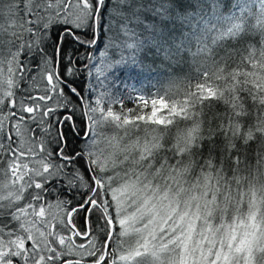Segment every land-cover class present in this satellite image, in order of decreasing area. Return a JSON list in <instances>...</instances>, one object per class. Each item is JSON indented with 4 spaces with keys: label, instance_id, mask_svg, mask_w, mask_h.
Here are the masks:
<instances>
[{
    "label": "snow or ice",
    "instance_id": "snow-or-ice-1",
    "mask_svg": "<svg viewBox=\"0 0 264 264\" xmlns=\"http://www.w3.org/2000/svg\"><path fill=\"white\" fill-rule=\"evenodd\" d=\"M123 50L191 59L195 91L93 99L92 69ZM138 122L164 127L125 140ZM0 264H264V0L239 15L225 0H0Z\"/></svg>",
    "mask_w": 264,
    "mask_h": 264
},
{
    "label": "trees",
    "instance_id": "trees-1",
    "mask_svg": "<svg viewBox=\"0 0 264 264\" xmlns=\"http://www.w3.org/2000/svg\"><path fill=\"white\" fill-rule=\"evenodd\" d=\"M225 3L227 5V8L231 11V13H234L236 15L240 14L241 8H244L245 6L250 7L253 10H258L259 8V0H225ZM259 40V36L252 37V42L256 43ZM104 50V45L101 44L100 50L94 53L96 60L93 61L97 64V66L100 65L101 62H103L104 57L101 55ZM110 59L119 60L121 52L119 50H109L108 53H106ZM123 55L125 57V61L123 63H114L112 67V77L109 79L102 78V79H96L93 73L94 68L92 69L93 76L88 77L87 79L96 84L97 91L93 95V99L95 98V95H98L100 91L107 90L110 92L113 96L119 97L124 100L126 107H134L135 105L130 102V95L132 94L133 97L137 95V93L142 92L146 98H150L151 96L157 95L159 93L160 96H164L165 92L168 89H171V93L175 94L176 92L183 93V91L188 88L192 87L193 91H195V84L197 82V67L199 65L193 64L191 59H189L187 62H182L179 65H169V64H161V61L159 58H154L150 53H146L144 51L140 52H134L132 50H123ZM39 63L38 58L32 61L33 66V73L32 75L35 77V86L37 88L41 87L40 84V76L39 72L35 70V65ZM106 76V73L104 74ZM30 81H24L21 82L20 88L21 89H27L29 88ZM83 85L85 88V95H88L87 92V84L85 83L84 77H81L78 81V86ZM103 87V88H102ZM100 88V89H99ZM106 88V89H104ZM177 99H180L181 96H177ZM136 103H139L138 101ZM120 105H114L113 109L114 111L120 110ZM214 111H223V105H219L214 107ZM28 115H25V119L27 120ZM29 127L33 129L34 131H23L24 135H28V141L31 142L32 139H38L39 136V129L36 127L35 124H32L31 121H28ZM141 127L130 129L129 136H124V130L123 129H113L110 126H107L106 124H102V132L109 133V135H119L124 136L125 140L136 139L138 136L143 138L146 134L151 137L154 135H160V129L163 128V125L160 126H154V125H144L143 122H138ZM11 127V125H8ZM171 128L170 132L164 133L165 139H169L172 136L175 135V129ZM14 136V132H13ZM15 138V136H14ZM28 145H25L27 147ZM54 147V145L52 146ZM253 149H255V145L252 146ZM249 166L253 170V174H256V167L257 162L255 159V152H251L249 154V160H248ZM241 167H244L243 165ZM49 202L52 205H55L57 202V193L55 191L52 192L50 196L47 197ZM59 199L64 200H71L73 203L76 202L77 199H79L78 196H76L75 193H73L71 190H68L60 195ZM240 210L246 215L247 211V200L245 198V201L243 204L240 205ZM51 214L59 215L61 214V210L56 209L53 207L51 209ZM94 220V218H93ZM76 223L83 226L81 219H77ZM55 230V225H54ZM116 230H119V226H116ZM74 243L77 245L81 242L86 243L85 241H81L75 236L73 237Z\"/></svg>",
    "mask_w": 264,
    "mask_h": 264
},
{
    "label": "rangeland",
    "instance_id": "rangeland-1",
    "mask_svg": "<svg viewBox=\"0 0 264 264\" xmlns=\"http://www.w3.org/2000/svg\"><path fill=\"white\" fill-rule=\"evenodd\" d=\"M93 73H94V76H95V78L96 79H102V78H106V79H109V78H111L112 77V68L108 71V72H106V76H98V75H95V73H96V70H95V68H94V70H93ZM100 89V88H99ZM107 125V124H106ZM108 126V125H107ZM103 126L101 125V128H102ZM26 132H28V130H26ZM105 135L106 136H109V137H111V136H116L115 134L114 135H109V133H105ZM23 136H24V140H25V145H28L29 144V141H28V139H26V138H28V135H24L23 134ZM197 223V226L199 227V224H200V222L199 221H197L196 222ZM119 226V225H118ZM137 226H139V225H137ZM139 239V237H138V235L132 230V228H129V230H128V235L127 236H125V237H122L121 238V242H122V244H121V246L123 247V248H125V249H127L129 246H135V244H136V241ZM117 252H118V254H119V250L117 249ZM78 256V255H77ZM79 257V256H78Z\"/></svg>",
    "mask_w": 264,
    "mask_h": 264
},
{
    "label": "flooded vegetation",
    "instance_id": "flooded-vegetation-1",
    "mask_svg": "<svg viewBox=\"0 0 264 264\" xmlns=\"http://www.w3.org/2000/svg\"><path fill=\"white\" fill-rule=\"evenodd\" d=\"M78 239H79V240H81V241H85L83 237H81V238H78ZM76 258L78 259L79 257H78V256H76ZM85 259H87V257H85Z\"/></svg>",
    "mask_w": 264,
    "mask_h": 264
}]
</instances>
